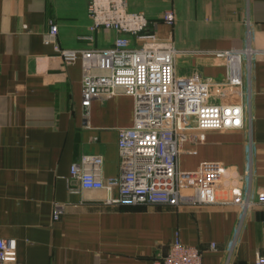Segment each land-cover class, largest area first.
<instances>
[{
    "label": "crops",
    "instance_id": "obj_1",
    "mask_svg": "<svg viewBox=\"0 0 264 264\" xmlns=\"http://www.w3.org/2000/svg\"><path fill=\"white\" fill-rule=\"evenodd\" d=\"M87 2L0 0V237L14 243L6 264H152L176 235L202 250V264H254L264 255V205L243 215L230 203L109 204L105 190L69 179L70 164L86 153L103 156L104 177L117 176L118 130L134 119V98L121 88L94 98L84 115L80 61L66 64L44 42L56 24L60 48L112 46L119 34L90 31ZM166 9L172 24L161 19ZM127 10L172 40L178 77L221 82L226 58L215 52L264 49V0H127ZM242 91L246 127L201 131L179 165L219 161L255 196L264 191V56L242 59ZM54 203L66 206L57 219Z\"/></svg>",
    "mask_w": 264,
    "mask_h": 264
},
{
    "label": "built area",
    "instance_id": "obj_2",
    "mask_svg": "<svg viewBox=\"0 0 264 264\" xmlns=\"http://www.w3.org/2000/svg\"><path fill=\"white\" fill-rule=\"evenodd\" d=\"M87 14L90 31L105 28L119 34L112 46L60 48L56 24L45 34L44 42L53 43L66 64L80 61L84 115L94 98L112 96L121 88L134 98V119L131 126L118 130L117 176L104 177L103 156L86 153L70 164L69 179L81 189L105 190L109 204L230 203L240 206L243 215L264 205V191L253 196L250 188L242 190L235 181L237 171L219 161H202L195 169L179 165L184 145L197 142L201 131L243 128L249 123L251 116L243 103L242 59L251 62L264 56V49L250 46L239 52H215L226 58L221 82L197 73L178 77L172 40L160 38L144 13L128 11L127 0H88ZM161 19L172 24L173 10H164ZM114 189L118 196L113 195ZM65 207L54 203L52 218L57 219ZM13 245V240L0 237V264L11 260ZM210 248H216L214 242ZM152 264H202V250L184 244L176 235L164 253L154 256ZM254 264H264V255L257 254Z\"/></svg>",
    "mask_w": 264,
    "mask_h": 264
}]
</instances>
